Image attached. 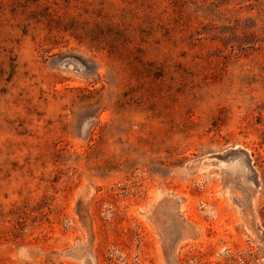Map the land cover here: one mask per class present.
Here are the masks:
<instances>
[{"label": "rangeland", "instance_id": "1", "mask_svg": "<svg viewBox=\"0 0 264 264\" xmlns=\"http://www.w3.org/2000/svg\"><path fill=\"white\" fill-rule=\"evenodd\" d=\"M0 264H264V0H0Z\"/></svg>", "mask_w": 264, "mask_h": 264}, {"label": "bare ground", "instance_id": "2", "mask_svg": "<svg viewBox=\"0 0 264 264\" xmlns=\"http://www.w3.org/2000/svg\"><path fill=\"white\" fill-rule=\"evenodd\" d=\"M208 160V159H207ZM206 163H207V161H205ZM210 164H211V162H210Z\"/></svg>", "mask_w": 264, "mask_h": 264}]
</instances>
